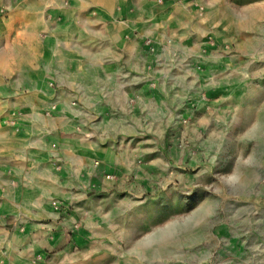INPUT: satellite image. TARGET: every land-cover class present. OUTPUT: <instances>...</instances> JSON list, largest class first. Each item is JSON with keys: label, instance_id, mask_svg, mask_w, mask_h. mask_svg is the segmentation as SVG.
<instances>
[{"label": "rangeland", "instance_id": "374dc122", "mask_svg": "<svg viewBox=\"0 0 264 264\" xmlns=\"http://www.w3.org/2000/svg\"><path fill=\"white\" fill-rule=\"evenodd\" d=\"M200 1L203 14L176 1L173 21V3L150 0L147 13H112L89 30L125 39L131 86L119 97L135 117L91 126L110 157L95 159L87 196L54 213L56 242L42 260L264 264V0ZM82 100L74 95L72 119L59 124L71 135L84 127Z\"/></svg>", "mask_w": 264, "mask_h": 264}, {"label": "crops", "instance_id": "0c3cea01", "mask_svg": "<svg viewBox=\"0 0 264 264\" xmlns=\"http://www.w3.org/2000/svg\"><path fill=\"white\" fill-rule=\"evenodd\" d=\"M176 1L183 3L167 0L169 20H177ZM149 2L0 0V264H55L36 260L56 242L54 213L83 200V189L98 180L95 159L103 151L110 157L91 126L116 124V115L126 124L135 117L119 97L131 86V61L120 52L125 39L90 38L89 30L107 27L112 13H147ZM111 32L118 36L120 29ZM75 94L86 113L76 136L59 126L72 119L64 109ZM104 109L112 114L108 120ZM50 193L67 200L65 207L47 206Z\"/></svg>", "mask_w": 264, "mask_h": 264}, {"label": "built area", "instance_id": "2783aa9c", "mask_svg": "<svg viewBox=\"0 0 264 264\" xmlns=\"http://www.w3.org/2000/svg\"><path fill=\"white\" fill-rule=\"evenodd\" d=\"M191 2L197 7V10L199 11V13L203 14V12L205 11L204 4L200 0H191ZM149 43H150V41H149ZM110 178H111V175H107V179H110ZM52 205H53L54 209L61 210L64 206V203L61 200H53ZM77 227H78V225L75 226V228H77ZM41 257L42 256L38 257V259H36V260L37 261L41 260L42 259Z\"/></svg>", "mask_w": 264, "mask_h": 264}]
</instances>
